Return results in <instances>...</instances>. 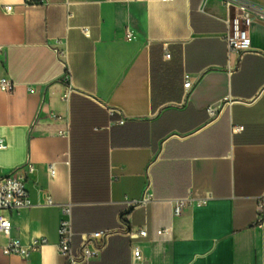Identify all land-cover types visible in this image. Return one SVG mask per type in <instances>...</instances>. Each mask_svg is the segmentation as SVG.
Wrapping results in <instances>:
<instances>
[{
	"label": "crops",
	"instance_id": "0c3cea01",
	"mask_svg": "<svg viewBox=\"0 0 264 264\" xmlns=\"http://www.w3.org/2000/svg\"><path fill=\"white\" fill-rule=\"evenodd\" d=\"M34 1L0 0V77L15 83L12 94L0 90V175L35 167L32 206L3 214L13 238L48 244L7 257L0 235V264H67L61 205H72L73 249L81 235L122 224L148 231L109 237L89 264H132L134 244L145 264H264V22L232 72L220 0ZM185 75L199 78L190 94ZM149 183L154 202L130 207ZM187 197L207 204L175 217L171 200Z\"/></svg>",
	"mask_w": 264,
	"mask_h": 264
},
{
	"label": "built area",
	"instance_id": "2783aa9c",
	"mask_svg": "<svg viewBox=\"0 0 264 264\" xmlns=\"http://www.w3.org/2000/svg\"><path fill=\"white\" fill-rule=\"evenodd\" d=\"M163 2H172L174 0H161ZM225 7L228 16L225 20L227 33L223 38L230 53L237 55V64L230 67V71H236L243 56L250 53L252 49L251 38L249 34L250 28L256 23L264 22V7L255 0H220ZM34 0H28L26 4H34ZM7 13H12L13 7H5ZM85 36L90 35L89 28H82ZM128 39H132V32L128 31ZM59 58H66V51L56 50ZM4 55V48L0 46V57ZM169 57V55H167ZM4 60L0 59V66L3 67ZM65 81L71 84V74L69 69L66 71ZM199 81L198 77L184 76V90L190 94L196 87ZM15 89V83L8 78L7 75L0 77V90L6 94H12ZM72 90L69 85L68 93L63 97L66 101L69 97V91ZM221 108L220 105L212 106L208 109L210 116L215 117L217 111ZM116 111H112L114 113ZM125 120L120 121L123 125ZM242 127H237L235 131H242ZM7 149L5 140L0 137V151ZM21 175L16 173L1 176L0 175V235L7 239V244L2 248V252L7 257L18 256L22 259L27 258L32 252L40 250L48 244L45 237L33 239L29 244L24 245L19 239L12 237L13 224L11 218L3 214L4 211L14 210L20 211L24 208L31 207L32 202L28 190V177L35 172V167L27 165ZM52 177L56 174L55 164L49 167ZM154 194L151 184L149 183L140 200L129 203L130 207H146L154 202ZM47 206H57L51 198L47 199ZM173 205L174 216L180 217L189 207H202L207 204V201H196L192 197L178 198L171 200ZM61 220L59 223V252L65 257L67 264H89L98 259L106 247L107 239L114 235H125L131 240L136 241L144 239L148 236L146 227L133 230L122 224L121 228L112 231H99L91 234L81 235V243L77 249H73V220H72V205H61ZM264 195L260 198L258 205V222L264 223ZM171 233V229H162L157 231L159 236H167ZM132 264H145L142 248L134 244Z\"/></svg>",
	"mask_w": 264,
	"mask_h": 264
}]
</instances>
